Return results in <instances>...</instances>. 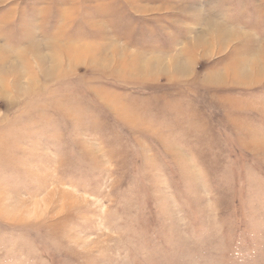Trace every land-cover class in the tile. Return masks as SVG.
I'll list each match as a JSON object with an SVG mask.
<instances>
[{
	"label": "rangeland",
	"instance_id": "rangeland-1",
	"mask_svg": "<svg viewBox=\"0 0 264 264\" xmlns=\"http://www.w3.org/2000/svg\"><path fill=\"white\" fill-rule=\"evenodd\" d=\"M0 264H264V0H0Z\"/></svg>",
	"mask_w": 264,
	"mask_h": 264
}]
</instances>
